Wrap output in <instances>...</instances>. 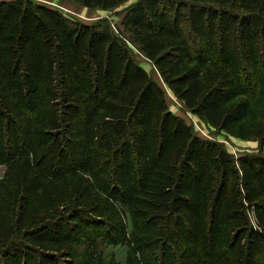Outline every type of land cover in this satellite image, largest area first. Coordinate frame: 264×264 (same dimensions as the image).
<instances>
[{
  "label": "trees",
  "instance_id": "1",
  "mask_svg": "<svg viewBox=\"0 0 264 264\" xmlns=\"http://www.w3.org/2000/svg\"><path fill=\"white\" fill-rule=\"evenodd\" d=\"M71 1L0 0V264H264V0Z\"/></svg>",
  "mask_w": 264,
  "mask_h": 264
},
{
  "label": "rangeland",
  "instance_id": "2",
  "mask_svg": "<svg viewBox=\"0 0 264 264\" xmlns=\"http://www.w3.org/2000/svg\"><path fill=\"white\" fill-rule=\"evenodd\" d=\"M44 2L50 6L60 8L62 11L75 16L83 22H92L100 17H106L111 23L118 24L120 17V10L124 5H121L110 11H102L98 9H87L74 4L71 0H38ZM134 56L138 59L139 64L145 69L148 75L156 80L164 91L165 101L167 109L174 115L183 119V121L190 125L192 131L200 138L207 140H215L221 142L225 150L233 155L240 153L256 152L257 143L255 141L240 140L231 136H227L223 132L216 131L210 127H207L201 121L198 120L194 115L190 114L187 110L185 111L181 103L176 100L165 85L159 79V76L155 69L146 62L135 50H133ZM264 152V146L262 147ZM108 251H112L117 261L123 262L125 255V248L123 246H114L108 248Z\"/></svg>",
  "mask_w": 264,
  "mask_h": 264
},
{
  "label": "crops",
  "instance_id": "3",
  "mask_svg": "<svg viewBox=\"0 0 264 264\" xmlns=\"http://www.w3.org/2000/svg\"><path fill=\"white\" fill-rule=\"evenodd\" d=\"M3 168H4L3 166H0V176L2 174Z\"/></svg>",
  "mask_w": 264,
  "mask_h": 264
}]
</instances>
